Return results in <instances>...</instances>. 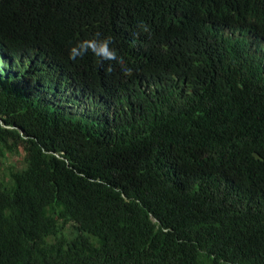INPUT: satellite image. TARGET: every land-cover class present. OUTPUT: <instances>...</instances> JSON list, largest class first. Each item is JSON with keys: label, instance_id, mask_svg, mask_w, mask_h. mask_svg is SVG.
Listing matches in <instances>:
<instances>
[{"label": "trees", "instance_id": "1", "mask_svg": "<svg viewBox=\"0 0 264 264\" xmlns=\"http://www.w3.org/2000/svg\"><path fill=\"white\" fill-rule=\"evenodd\" d=\"M0 154V264H264V0H0Z\"/></svg>", "mask_w": 264, "mask_h": 264}, {"label": "clouds", "instance_id": "2", "mask_svg": "<svg viewBox=\"0 0 264 264\" xmlns=\"http://www.w3.org/2000/svg\"><path fill=\"white\" fill-rule=\"evenodd\" d=\"M112 43L111 37H102L100 33H95L92 38L78 41L71 46L69 57L71 60L76 61L77 58L82 59L91 52L100 62H110L106 68L107 72L111 73L113 71L111 62H114L119 65L120 70L125 76H131L133 74L132 68L127 66L123 57L118 56L116 50L111 47Z\"/></svg>", "mask_w": 264, "mask_h": 264}, {"label": "rangeland", "instance_id": "3", "mask_svg": "<svg viewBox=\"0 0 264 264\" xmlns=\"http://www.w3.org/2000/svg\"><path fill=\"white\" fill-rule=\"evenodd\" d=\"M15 160L14 157H9V158H4L1 154H0V166L4 167V165H9L10 163H12Z\"/></svg>", "mask_w": 264, "mask_h": 264}]
</instances>
